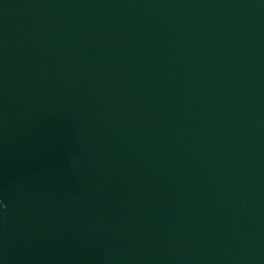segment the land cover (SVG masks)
Masks as SVG:
<instances>
[{
	"label": "water",
	"instance_id": "1",
	"mask_svg": "<svg viewBox=\"0 0 264 264\" xmlns=\"http://www.w3.org/2000/svg\"><path fill=\"white\" fill-rule=\"evenodd\" d=\"M0 264H264V0H0Z\"/></svg>",
	"mask_w": 264,
	"mask_h": 264
},
{
	"label": "clouds",
	"instance_id": "2",
	"mask_svg": "<svg viewBox=\"0 0 264 264\" xmlns=\"http://www.w3.org/2000/svg\"><path fill=\"white\" fill-rule=\"evenodd\" d=\"M4 205L2 203H0V207H3Z\"/></svg>",
	"mask_w": 264,
	"mask_h": 264
}]
</instances>
